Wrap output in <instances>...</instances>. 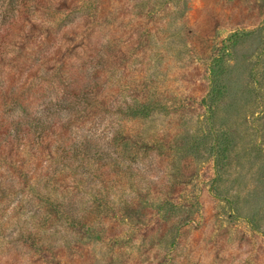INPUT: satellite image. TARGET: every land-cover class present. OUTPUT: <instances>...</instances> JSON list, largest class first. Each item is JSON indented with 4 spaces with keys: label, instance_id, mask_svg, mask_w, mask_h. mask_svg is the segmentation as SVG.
Returning <instances> with one entry per match:
<instances>
[{
    "label": "trees",
    "instance_id": "trees-1",
    "mask_svg": "<svg viewBox=\"0 0 264 264\" xmlns=\"http://www.w3.org/2000/svg\"><path fill=\"white\" fill-rule=\"evenodd\" d=\"M138 5L141 0H0V69L8 67L25 81L36 77L60 85L65 109L71 110L66 119L40 114L39 104L32 112V95L23 86L13 90V77L0 80V193L5 198L30 193L41 209L11 232L0 228V264H86L96 258L94 244L111 250L113 261L116 250L137 239L151 253L158 231L198 227L206 198L225 202L231 220L244 218L256 231L239 228L234 239L218 237L210 246L214 264H240L253 251L246 263L264 264V223L245 216L241 202L247 204L253 193L237 184L243 163L237 151L264 159V150L257 144L241 147L228 84L232 50L264 34V18L221 40L220 53L203 71L205 96L197 102L187 98L202 125L152 134L147 120L184 108L161 91L162 81L147 80L136 67L146 61L161 27L153 10L134 15L131 8ZM109 20L116 23L115 42L104 35ZM115 70L122 71L119 83L103 77ZM121 91L127 93L124 100ZM110 118L107 138L73 130ZM196 160L206 165L192 172ZM182 239L178 230L163 260L149 264H182L175 260ZM136 258L127 264H141Z\"/></svg>",
    "mask_w": 264,
    "mask_h": 264
},
{
    "label": "rangeland",
    "instance_id": "rangeland-1",
    "mask_svg": "<svg viewBox=\"0 0 264 264\" xmlns=\"http://www.w3.org/2000/svg\"><path fill=\"white\" fill-rule=\"evenodd\" d=\"M141 1L142 5L131 8L134 15L153 10L157 14L156 17L160 19L161 27L159 33H154L153 40L151 38L150 45L153 49L147 51L146 61L141 65L135 63L136 67L144 70V77L147 80L154 78L162 81L161 91L165 90V95L171 97V103L177 104L180 109L184 108L170 117H164L157 113L153 118L147 120L145 127L152 134L158 129H165L164 132L172 135L179 134L187 126L196 131L202 125L203 117L192 112L187 98L194 97L195 102H197L205 96L207 78L202 77L203 71H205L209 61L220 53L221 40L238 27L249 30L260 22L264 18V0ZM15 14L17 15V13ZM113 25L116 23L109 20L106 24V28L109 30L104 29V35L107 40L115 42L114 33H111ZM0 26H4L1 21ZM149 26L151 28L152 23ZM10 31L12 32L11 28ZM263 36L264 34L255 36L251 38V41L249 40L244 45L232 50L229 64L233 73L228 79L231 94L229 98L232 99L231 104L235 102L237 106L232 114L234 116L232 120L240 129L241 147L242 144H257L261 151L264 150V118L262 119L264 114ZM73 59L77 60V57L74 56ZM132 70L133 66L130 67L129 71ZM17 74L8 67L2 68L0 69V80L9 82L13 77V81L15 80V84L12 86L13 90L23 86L25 94H31L30 98L34 99L31 106L32 112H37V105L39 104L41 107L38 108L42 111L40 114L62 119H66L70 115L71 110L65 109L68 102L60 85L36 77L25 81V76L19 77ZM110 76L111 74L107 73L103 77L119 83L122 71L115 70V75ZM121 95L124 100L127 93L121 91ZM30 98L28 100H31ZM227 109V105H223V111ZM84 126L73 127V130L78 133H90L91 130L100 137L107 138L109 129H111V118L100 119L94 124ZM237 152L243 162L238 167V171L240 173L242 171V174L239 176L237 184L242 185L243 189L249 188V193H253L247 199L249 200L247 204L241 202L245 209V216L249 217L250 214H253L251 216H255L263 224L264 219L261 221V216L264 215V159H260L259 153H250L246 149L240 153L239 150ZM236 159L234 156L233 163ZM205 165L206 162L199 163L197 161L191 165L190 171L197 172ZM0 181H3L1 176ZM239 194H245V192H239ZM5 196H7L6 193L3 194V197L0 193V228L2 230L11 232L28 218L37 213L41 214L40 206L37 205V201L30 193H17L9 198H5ZM206 203L204 219L195 221L196 224H199L198 227L192 224L181 229L176 225L163 233L158 231L156 235L160 238L156 249L151 253L146 251L149 248L147 247L148 244L137 239L128 244V248L124 251L116 250L113 261H110L111 250L94 244L90 250L96 255V258L86 264H127L129 261H135L132 259L136 257L141 264L159 262L169 251L172 237L176 235L178 230L183 233V244L180 246L182 248L181 253L175 257L176 262L182 264H214L210 255V246L219 240L218 237L234 239L236 234L239 235V228L249 230L252 233L256 231L245 222L246 219L244 218L231 220L230 208L225 205V202H213L206 198ZM253 205L256 206L252 207ZM135 223L133 222L134 225H136ZM260 241H262L261 246L263 247L260 249V253L264 263V240ZM255 253L256 251L242 254L240 264H247L246 261ZM155 254H157L158 259L153 258ZM127 257L131 259L128 260Z\"/></svg>",
    "mask_w": 264,
    "mask_h": 264
}]
</instances>
